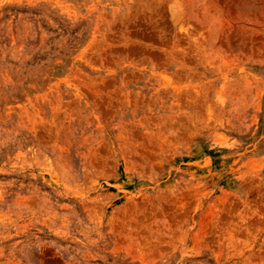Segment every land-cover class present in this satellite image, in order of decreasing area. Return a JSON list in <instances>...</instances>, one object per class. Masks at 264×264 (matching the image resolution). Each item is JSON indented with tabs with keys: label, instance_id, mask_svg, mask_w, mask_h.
I'll return each mask as SVG.
<instances>
[{
	"label": "rangeland",
	"instance_id": "obj_1",
	"mask_svg": "<svg viewBox=\"0 0 264 264\" xmlns=\"http://www.w3.org/2000/svg\"><path fill=\"white\" fill-rule=\"evenodd\" d=\"M0 264H264V0H0Z\"/></svg>",
	"mask_w": 264,
	"mask_h": 264
},
{
	"label": "bare ground",
	"instance_id": "obj_2",
	"mask_svg": "<svg viewBox=\"0 0 264 264\" xmlns=\"http://www.w3.org/2000/svg\"><path fill=\"white\" fill-rule=\"evenodd\" d=\"M239 13H240L239 15L241 16V12H239ZM245 14H246V13H245ZM251 14H252V13H251ZM251 14H250V15H251ZM227 15H231V14H228V13H227ZM246 15H247V14H246ZM224 18L227 19L226 17H224Z\"/></svg>",
	"mask_w": 264,
	"mask_h": 264
}]
</instances>
